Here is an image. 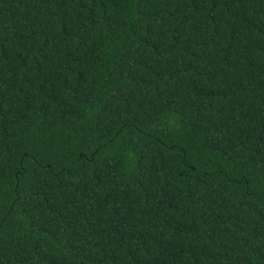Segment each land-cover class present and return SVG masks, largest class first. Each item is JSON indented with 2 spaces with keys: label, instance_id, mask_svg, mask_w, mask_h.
Segmentation results:
<instances>
[{
  "label": "trees",
  "instance_id": "1",
  "mask_svg": "<svg viewBox=\"0 0 264 264\" xmlns=\"http://www.w3.org/2000/svg\"><path fill=\"white\" fill-rule=\"evenodd\" d=\"M0 264H264V0H0Z\"/></svg>",
  "mask_w": 264,
  "mask_h": 264
}]
</instances>
